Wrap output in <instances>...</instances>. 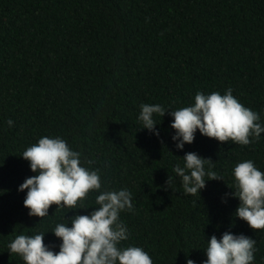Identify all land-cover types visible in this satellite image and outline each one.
I'll return each instance as SVG.
<instances>
[{"label":"trees","instance_id":"16d2710c","mask_svg":"<svg viewBox=\"0 0 264 264\" xmlns=\"http://www.w3.org/2000/svg\"><path fill=\"white\" fill-rule=\"evenodd\" d=\"M228 88L264 127V0H0V264H24L8 247L21 234L44 233L59 252L57 224L71 227L101 192L123 189L133 209L119 214L129 236L118 247H141L153 264H203L208 240L230 232L254 239L253 264H264V229L235 215L232 195L238 163L264 172V132L249 145L199 130L183 149L172 139L171 111ZM142 104L166 110L153 131L142 128ZM44 136L64 139L102 186L40 218L18 189L38 174L21 155ZM188 152L222 178L194 196L173 171Z\"/></svg>","mask_w":264,"mask_h":264},{"label":"clouds","instance_id":"9594fccd","mask_svg":"<svg viewBox=\"0 0 264 264\" xmlns=\"http://www.w3.org/2000/svg\"><path fill=\"white\" fill-rule=\"evenodd\" d=\"M165 112L159 104H142L139 115L142 128L153 131L157 124L153 114L162 118ZM171 116L170 126L176 133L172 139L179 141L178 149L192 144L197 130L220 143L231 141L239 145H249L252 143L250 138L258 139L264 132V127L258 123L259 114L234 97L231 88L223 95L197 92L194 105L171 111ZM8 124L11 126L13 121L10 119ZM155 134L158 136L159 132ZM21 156L29 161L31 171L38 173L26 178L18 189L27 190L23 205L29 209V216L43 218L52 205L76 209L89 192L101 189L98 170L90 171L81 166L80 153L73 151L64 139L44 136ZM183 159L184 167L177 164L173 171L182 178L186 195L199 194L205 188L206 180L222 179L211 170L210 158L188 152ZM206 163L210 169L207 172ZM233 175L235 190L232 195L240 201L235 215L253 231L264 229V172L253 161L245 160L234 167ZM171 181L169 176L168 185ZM95 202L99 207L90 214L71 217V227L57 224L53 233L62 241L59 252L45 245V234L41 233L17 235L8 245L10 253L20 255L24 264H153L150 255L141 247H118L129 236L119 214L125 209H133L131 193L127 189L104 191ZM254 246L255 240L243 234L225 232L220 239L213 235L208 240L207 259L203 264H253ZM187 264L195 262L187 259Z\"/></svg>","mask_w":264,"mask_h":264}]
</instances>
